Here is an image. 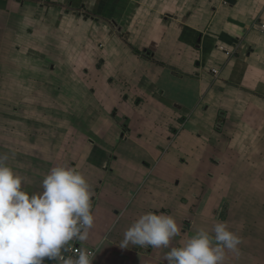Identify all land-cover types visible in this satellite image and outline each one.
Here are the masks:
<instances>
[{"label":"crops","instance_id":"obj_1","mask_svg":"<svg viewBox=\"0 0 264 264\" xmlns=\"http://www.w3.org/2000/svg\"><path fill=\"white\" fill-rule=\"evenodd\" d=\"M4 154L29 193L84 174L93 264H166L217 221L243 237L225 264H264V0H0ZM149 211L181 236L121 248Z\"/></svg>","mask_w":264,"mask_h":264},{"label":"clouds","instance_id":"obj_2","mask_svg":"<svg viewBox=\"0 0 264 264\" xmlns=\"http://www.w3.org/2000/svg\"><path fill=\"white\" fill-rule=\"evenodd\" d=\"M0 155V264H93L91 253L80 249L73 257L71 242H85L94 228L93 191L84 174L73 166H55L42 181V191L25 190V177ZM187 236V234H184ZM181 236L176 219L149 211L125 232L129 244L169 248ZM243 237L228 221H217L211 232L201 228L164 253L166 264H225L228 253L240 252Z\"/></svg>","mask_w":264,"mask_h":264},{"label":"built area","instance_id":"obj_3","mask_svg":"<svg viewBox=\"0 0 264 264\" xmlns=\"http://www.w3.org/2000/svg\"><path fill=\"white\" fill-rule=\"evenodd\" d=\"M230 54L231 53L227 52V55H230ZM212 73L214 74L215 77H218L219 74H220L219 70H217V69H213ZM80 249H81L80 246H78V245H76V243H74L72 245V251L71 252H67V255L74 257L79 252ZM87 251L91 253V258L93 259V257L95 256V251H93V250H87Z\"/></svg>","mask_w":264,"mask_h":264},{"label":"trees","instance_id":"obj_4","mask_svg":"<svg viewBox=\"0 0 264 264\" xmlns=\"http://www.w3.org/2000/svg\"><path fill=\"white\" fill-rule=\"evenodd\" d=\"M86 17L88 18V17H93V14H90L89 12H86Z\"/></svg>","mask_w":264,"mask_h":264},{"label":"rangeland","instance_id":"obj_5","mask_svg":"<svg viewBox=\"0 0 264 264\" xmlns=\"http://www.w3.org/2000/svg\"><path fill=\"white\" fill-rule=\"evenodd\" d=\"M93 17H94V15H93ZM96 17V16H95Z\"/></svg>","mask_w":264,"mask_h":264}]
</instances>
